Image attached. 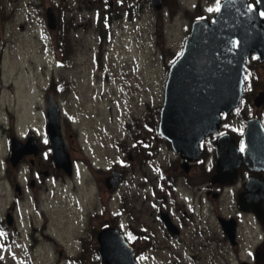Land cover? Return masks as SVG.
I'll list each match as a JSON object with an SVG mask.
<instances>
[{
  "label": "rangeland",
  "instance_id": "374dc122",
  "mask_svg": "<svg viewBox=\"0 0 264 264\" xmlns=\"http://www.w3.org/2000/svg\"><path fill=\"white\" fill-rule=\"evenodd\" d=\"M143 1L0 0V264H100L95 235L117 223L118 209L122 229L134 230L130 244L143 249L140 264H235L238 256L224 254L220 243L205 248L201 239L183 236L154 250L138 238L145 225L158 227L148 218L143 191L136 201L130 187V174L145 170L132 167L128 146L149 135L151 118L156 123L162 78L192 19H210L220 2L161 0L157 10ZM135 4L138 11H131ZM47 5L54 7L56 29L45 25ZM50 91L75 163L72 174L40 178L32 188L26 164L11 168L8 140L13 133L20 139L27 130L42 132ZM43 149L41 158L48 154ZM112 166L124 168L126 178L114 191L104 186ZM15 181L23 186L21 196ZM213 205L214 213L231 212L227 202ZM6 210L13 224L6 223ZM199 216L213 225L210 236L218 242L213 215Z\"/></svg>",
  "mask_w": 264,
  "mask_h": 264
},
{
  "label": "flooded vegetation",
  "instance_id": "af4514ba",
  "mask_svg": "<svg viewBox=\"0 0 264 264\" xmlns=\"http://www.w3.org/2000/svg\"><path fill=\"white\" fill-rule=\"evenodd\" d=\"M246 2L251 7L255 0H247ZM258 14L261 17L260 12ZM235 42H237L236 39H234L233 44ZM180 53L174 55L173 59ZM171 62L170 64H172ZM243 69L242 93L237 104L226 112L224 110L219 111V123L216 129L208 131L206 135L203 134L198 138V153L196 154L188 149L184 150L183 153L175 151L167 137L157 132L158 111L164 106L166 97L167 66V74L161 82V98L156 123L152 125L153 120L151 118L150 122L145 124L149 135H141L137 141H132L133 144L128 146L126 152V157L133 168L145 170L142 174L134 172L130 174V187L132 191H135L136 201L141 197L140 191H143V198L152 210L151 213H148V218L151 221L154 218V221L157 222L158 228L145 225L146 230L138 234V238L143 237L142 239L148 244L152 243L151 248L154 250L159 248L160 243L169 242L171 245V241L175 237L185 236L186 242L201 239L199 242L205 248L210 247L212 243H216L217 246L220 243L222 247L220 246L219 249L221 248L224 254L228 255L231 252L238 256L235 264H264V42L259 44L258 49H251L248 52ZM226 88L227 86L224 85V92H226ZM201 120L205 121L204 117H201ZM43 121L46 124V121ZM41 131L38 133V131L27 130L20 136V139L17 134L13 133L20 141H24L32 133L38 142L37 154L26 153L18 160L16 166L11 167L17 169L26 164L25 171L28 174L26 180L32 188L38 184L40 178L51 176L54 180V175L57 173H66L62 171V168L55 167L50 160L49 142L46 140L45 128ZM61 133L62 139H66L62 130ZM218 139L224 143L225 158L224 164L220 167L221 172L216 176L217 164L215 161L218 157L216 142ZM44 144L48 154L41 158L40 155L44 152ZM68 151L70 153V150ZM8 157L9 153L7 159ZM71 161L72 170L75 161ZM235 162L238 166H235L233 173H228L230 166ZM113 169L121 171V176L112 191L116 190L125 178L124 168L113 167ZM139 175L143 177L140 183L138 182L140 181ZM14 184L19 185V190H15L16 194L23 195L22 184L16 181ZM145 188L147 189V197ZM214 201L218 205L227 202L231 207V212L214 213ZM6 212L12 215L10 210H6ZM200 212L213 215L214 221L219 226L220 239L218 238V242L214 241V236H210L213 225L210 226L207 219L203 220L199 216ZM120 213L121 211L118 209L114 215L117 223L110 224L122 230L125 239L129 242L134 230L131 227L127 231L122 229L119 220H117V215ZM162 216L168 219L171 229L167 228ZM221 216L234 219L235 228H233V232L235 237L233 241H230L228 235L224 233L222 225L219 224L218 219ZM132 217H134L133 214ZM136 217L137 213L135 219ZM79 238L81 239L78 237V240H80ZM135 247H137L134 253L136 257L142 253L143 249L140 246L139 248L138 246Z\"/></svg>",
  "mask_w": 264,
  "mask_h": 264
},
{
  "label": "water",
  "instance_id": "95a60500",
  "mask_svg": "<svg viewBox=\"0 0 264 264\" xmlns=\"http://www.w3.org/2000/svg\"><path fill=\"white\" fill-rule=\"evenodd\" d=\"M246 1L221 0L211 21L206 18L192 19L181 53L168 66L166 97L164 106L158 111L157 132L167 137L175 151L183 153L188 149L197 154L198 138L216 129L219 111L226 112L238 102L242 93L245 57L251 49H258L259 44L264 42V0H255L252 8ZM150 2L157 10L163 4L161 0ZM53 10L54 7L47 5L44 11L45 25L50 29H56L57 17ZM234 39L237 40L235 44ZM224 85L227 86L226 92L223 91ZM45 100L44 128L49 142L50 160L67 175L72 174L70 153L61 137L58 102L52 91L46 93ZM9 143L8 161L12 167L16 166L22 155L38 153V142L32 133L24 141L13 135ZM216 143L218 157L215 161V174L218 176L225 154L221 139ZM235 166H238L236 162L230 166L228 173H233ZM120 176L119 170H111L104 177L105 188L111 191ZM14 190L18 191L19 185L16 184ZM5 215L6 223L11 224L13 216L9 212ZM162 218L167 228L171 229L168 219L164 216ZM218 221L224 233L233 241L234 219L221 216ZM95 240L100 264H140L134 256L137 247L134 248L116 226L99 227Z\"/></svg>",
  "mask_w": 264,
  "mask_h": 264
},
{
  "label": "trees",
  "instance_id": "16d2710c",
  "mask_svg": "<svg viewBox=\"0 0 264 264\" xmlns=\"http://www.w3.org/2000/svg\"><path fill=\"white\" fill-rule=\"evenodd\" d=\"M144 1H146L147 3L149 2V3H152V2H150V0H144ZM143 1V2H144ZM139 5L140 4H135L134 6H132L131 8H132V10L131 11H138V8H139ZM64 20H65V17H63V16H60V18H59V20H58V25H59V27L62 25L63 26V24H64ZM71 22H72V20H68L67 22H65V25H66V27H70V25H71ZM68 29V28H67ZM67 42H69V37H67V40H66Z\"/></svg>",
  "mask_w": 264,
  "mask_h": 264
}]
</instances>
